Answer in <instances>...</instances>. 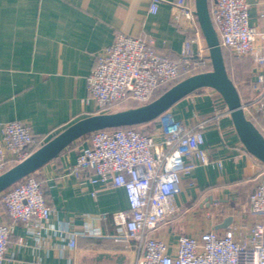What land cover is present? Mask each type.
<instances>
[{
    "label": "crops",
    "instance_id": "1",
    "mask_svg": "<svg viewBox=\"0 0 264 264\" xmlns=\"http://www.w3.org/2000/svg\"><path fill=\"white\" fill-rule=\"evenodd\" d=\"M247 1L250 24H260L263 0ZM176 2L160 0L151 12L150 0H0V122L21 120L35 134L51 136L96 113L94 102L87 99L86 84L94 54L117 33L152 38L158 49L177 54L183 42L193 37L195 22L184 16ZM182 2L194 8V0ZM224 105L215 90L202 88L168 111L193 126ZM153 123L148 124L149 130ZM203 131L212 162L182 176L175 195L180 212L156 231L169 243L180 233L206 229L223 233L227 226L219 224L228 216L231 225L255 219L247 194L264 164L244 148L230 116L211 120ZM84 143L83 137L76 139L33 172L52 210L49 227L39 236L29 233L22 222L12 223L0 205V222L12 223L3 264L33 260L38 264H93L99 254L131 264L135 252L124 230L111 219L112 212L128 206L125 190L90 184L66 169ZM61 230L76 233L74 248L58 236Z\"/></svg>",
    "mask_w": 264,
    "mask_h": 264
},
{
    "label": "built area",
    "instance_id": "2",
    "mask_svg": "<svg viewBox=\"0 0 264 264\" xmlns=\"http://www.w3.org/2000/svg\"><path fill=\"white\" fill-rule=\"evenodd\" d=\"M150 1V11L155 12L160 0ZM175 6L195 22L193 37L183 42L177 54L158 49L152 38L123 33H117L108 46L94 54L86 84L87 99L94 102L96 113L146 103L181 73L188 76L210 69L194 8L186 7L182 0H177ZM208 8L221 48L252 62L246 81L250 92L247 98H241V107L264 136V0L257 25L250 24L247 0H208ZM193 44L197 45L196 50ZM223 115L229 116L226 105L187 126L167 110L153 121L154 127L148 132L117 127L82 136L85 143L66 169L90 184L125 190L128 206L112 212L111 219L124 230L135 252L131 264H264V167L247 194L254 220L229 224L223 233L214 229L180 233L174 243L156 235L161 225L180 212L175 195L180 191L182 176L198 165L212 162L204 147L203 130L211 120ZM49 137L35 134L21 120L0 122V173L23 160ZM216 164L221 166L220 161ZM0 205L12 223L22 222L34 236L49 227L52 210L43 196L42 182L33 173L1 191ZM12 223L0 222V264ZM75 234L61 230L58 236L74 248Z\"/></svg>",
    "mask_w": 264,
    "mask_h": 264
},
{
    "label": "water",
    "instance_id": "3",
    "mask_svg": "<svg viewBox=\"0 0 264 264\" xmlns=\"http://www.w3.org/2000/svg\"><path fill=\"white\" fill-rule=\"evenodd\" d=\"M194 14L207 47L211 64L209 70L195 72L182 78L146 103L94 113L73 121L54 133L23 160L0 173V192L52 160L76 139L100 129L150 122L176 102L201 88H211L221 96L244 148L264 164V136L245 116L238 89L228 76L222 48L209 14L208 0H194ZM230 222L231 217L228 216L219 227H226ZM94 260L93 264H122L121 259L111 261V257L104 254H99Z\"/></svg>",
    "mask_w": 264,
    "mask_h": 264
},
{
    "label": "trees",
    "instance_id": "4",
    "mask_svg": "<svg viewBox=\"0 0 264 264\" xmlns=\"http://www.w3.org/2000/svg\"><path fill=\"white\" fill-rule=\"evenodd\" d=\"M222 54H223L225 67H226V71L228 73V76L230 77V79L236 85V87L238 89V92L240 94V97L242 99L247 98L249 96L250 88H249V85L246 84L245 79H246V77L249 76V74L251 72V69H252L251 60L249 58L236 57L233 53L230 52L229 49L224 48V47L222 48ZM209 67L211 68V64H209ZM184 77H186V75L181 73L179 75V77L175 81H173V82H171L169 84H166L165 86H162L160 88V90L152 97V99L155 98L156 96H158L160 93H162L169 86H171L172 84H174L175 82L181 80ZM198 90H200V89H198ZM198 90H195L192 93H194V92H196ZM192 93H190V94H192ZM136 105L137 104L132 103V104L129 105V107L130 106H136ZM154 120H152L150 122H147V123H143V124H136V125H131V126H121V127L122 128L132 127V128H135V129H141V130H143L145 132H148L150 130L148 129L147 125L148 124H152ZM142 125H146V128L145 127L142 128L141 127ZM257 128L260 130L259 126H257ZM107 129H112V128H107Z\"/></svg>",
    "mask_w": 264,
    "mask_h": 264
},
{
    "label": "rangeland",
    "instance_id": "5",
    "mask_svg": "<svg viewBox=\"0 0 264 264\" xmlns=\"http://www.w3.org/2000/svg\"><path fill=\"white\" fill-rule=\"evenodd\" d=\"M259 14H260V11H259V13H258V17H259ZM247 80H248V77H246L245 82H246ZM245 82H244V83H245ZM219 96H220V95H219ZM220 97H221V96H220ZM119 109H122V108H119ZM116 110H117V109H116ZM147 126H148V125H147ZM141 127H142V128H143V127L146 128V125H142Z\"/></svg>",
    "mask_w": 264,
    "mask_h": 264
}]
</instances>
